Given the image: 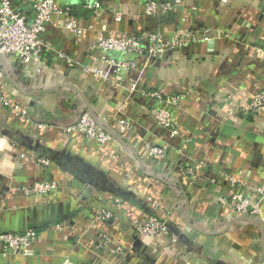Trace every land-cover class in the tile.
Listing matches in <instances>:
<instances>
[{
    "label": "crops",
    "instance_id": "obj_1",
    "mask_svg": "<svg viewBox=\"0 0 264 264\" xmlns=\"http://www.w3.org/2000/svg\"><path fill=\"white\" fill-rule=\"evenodd\" d=\"M98 1L107 9L98 15L82 0H73L70 16H53L41 34L52 51L44 52L40 62L24 65L13 57L4 59L1 95L31 120L20 121L0 99V232L37 228L38 234L30 255L0 253V264H186V258L191 264H264V203L259 222H253L210 202L201 188L206 185L211 195L224 197L231 188L226 172L257 200L252 186L264 183V111H244L250 90L264 89V0H180L173 22L142 17L141 0ZM12 2H24L32 16L27 0ZM119 6L123 15L116 21L110 10ZM73 19L79 36L65 29ZM180 26L209 28L213 38L188 42L161 58L109 53L135 63L119 83L111 82V69L107 82L83 69L104 54L91 48L97 29L113 35L168 34ZM217 29L223 35L217 36ZM132 83L136 86L129 94L126 88ZM157 87L184 97L171 107L183 125L176 137L161 130L148 113L153 99L141 93ZM88 108L116 133L114 117L130 118L133 134L122 142L111 137L98 144L61 131ZM146 142L165 147L166 157H150ZM31 154L48 158L50 165L38 164ZM191 161L205 164L201 185L177 175L175 162ZM41 180L55 181L58 187L47 195L21 191ZM149 194L161 207L158 214L172 212L166 224L176 242L168 245V237H161L159 247L168 246L158 255L152 241L131 226L133 217L150 213ZM99 209L111 211L113 220L96 224ZM104 230L122 253L110 255L93 246L96 234Z\"/></svg>",
    "mask_w": 264,
    "mask_h": 264
},
{
    "label": "built area",
    "instance_id": "obj_2",
    "mask_svg": "<svg viewBox=\"0 0 264 264\" xmlns=\"http://www.w3.org/2000/svg\"><path fill=\"white\" fill-rule=\"evenodd\" d=\"M32 7V16L27 14V9L23 7L24 2L14 5L12 0H0V55L5 58L13 57L20 63L36 64L43 58L44 52H51L50 45L45 43L41 34L46 27L51 23L53 16L62 15L70 16L71 7L70 1L73 0H27ZM142 9L141 15L144 18L152 16L166 15L172 12L180 5V0H141ZM85 8L92 10L95 15L101 11H106V8L101 6L98 0H83ZM116 21H120L123 15L122 6L111 8ZM183 20V19H182ZM65 29H68L79 36L81 29L76 20L67 21ZM215 30V29H214ZM212 30L209 28H184L182 26L176 28L170 33L141 31L134 34L121 33L113 35L107 33L105 29H97L94 33V38L91 43V48L100 49L104 54L95 59V62H89L83 69L92 77L102 81H110L108 77V69L113 71V79L111 82L119 83L122 79L121 75L128 70L136 68L135 63L124 59H115L109 57L108 54L118 52L125 54L146 55L153 58H161L167 51L182 47L188 42L208 41L212 39ZM223 35V32L217 29V36ZM259 51V50H258ZM258 55L260 54L257 53ZM58 56L64 58L72 65L69 57L62 52ZM2 72V63L0 61V74ZM135 83H132L126 88L130 93L135 89ZM250 98L245 106L244 111H264V89L250 90ZM144 94L153 99V104L148 109V113L154 118L156 125L168 133L170 137H176L180 134V129L183 127L180 121L174 119L171 107H174L183 99L182 95L175 92H164L161 89L154 88L142 91ZM184 96V95H183ZM1 101L20 119V121L28 122L31 120L28 113L16 103H12L10 99L4 98L0 92ZM125 105L123 104L122 108ZM114 127L123 136L133 134V124L130 118L114 117ZM64 134L81 135L87 139L93 140L98 144H104L111 139V136L101 129L94 118L88 113L80 114L76 123L61 128ZM192 138L189 136L185 142L189 144ZM194 141V140H193ZM144 151L154 159H163L166 157V148L155 142H146L143 145ZM180 151V149H176ZM34 155L31 154V157ZM35 157V156H34ZM38 164L49 166L50 161L43 156L35 157ZM175 170L180 179L187 181L193 185H201L204 182L203 172L205 164L201 161H191L190 163L179 164L175 162ZM230 187L224 197L211 195L206 185L201 186L210 198L212 203H221L228 207L233 214L246 215L251 218H257L261 213L260 204L264 203V183L255 184L252 190L257 200L251 199L245 192L242 186V181L238 180L229 173H224ZM58 183L55 181L41 180L35 181L30 185L21 187V191L25 195L41 194L47 195L52 190L57 189ZM150 205V213L145 216H137L131 219L133 230L142 238H147L152 241L154 255L160 254L162 248L176 242L173 236L169 233L166 221L171 211H166V216L158 214L160 205L155 199L147 198ZM146 199V201H147ZM147 201V202H148ZM114 215L109 210H98L94 217L96 224L109 223L113 220ZM161 237H168V245L159 247ZM37 233L32 229H27L24 232H0V253L1 254H24L30 255L29 246L36 240ZM93 246L107 254H120L123 252L121 246L113 244V237L104 231H99L96 234ZM186 264H191L192 259L186 258ZM195 262V260H193ZM203 262L197 260L198 262ZM65 264H69L65 261Z\"/></svg>",
    "mask_w": 264,
    "mask_h": 264
},
{
    "label": "water",
    "instance_id": "obj_3",
    "mask_svg": "<svg viewBox=\"0 0 264 264\" xmlns=\"http://www.w3.org/2000/svg\"><path fill=\"white\" fill-rule=\"evenodd\" d=\"M4 59H5V57H4L3 55H0V61H1V63H2V66H3ZM86 112H88V113L94 118L95 122L97 123V125H98L101 129H103L104 131H106L111 137L116 138V139H118L120 142H122V140L124 139V138H123V135H121V134H119V133H116L115 131H112V130L107 129L106 127H104V126L102 125V123L97 119V117L92 113V111H91L90 108H88V110H87ZM238 217L241 218V219H245V220H249V221H253V222H259V221H258V218H251V217H248V216H246V215H238Z\"/></svg>",
    "mask_w": 264,
    "mask_h": 264
},
{
    "label": "trees",
    "instance_id": "obj_4",
    "mask_svg": "<svg viewBox=\"0 0 264 264\" xmlns=\"http://www.w3.org/2000/svg\"><path fill=\"white\" fill-rule=\"evenodd\" d=\"M82 2H83V0H82ZM71 10H72V7H71ZM174 15H175V13L170 12V13H168V14H166V15H161V16H159V18H161V19H163V20H166V21L173 22V20H174ZM30 229L34 230V231L38 234V229H37V228H30Z\"/></svg>",
    "mask_w": 264,
    "mask_h": 264
},
{
    "label": "rangeland",
    "instance_id": "obj_5",
    "mask_svg": "<svg viewBox=\"0 0 264 264\" xmlns=\"http://www.w3.org/2000/svg\"><path fill=\"white\" fill-rule=\"evenodd\" d=\"M122 165H123V164H122ZM127 173H128V171H127ZM148 197L154 199V196H153L152 194L147 195L145 198L147 199ZM147 201H148V199H147ZM148 203L150 204L151 202L148 201ZM99 210H107V209H99ZM200 263H201V262L199 261L198 264H200Z\"/></svg>",
    "mask_w": 264,
    "mask_h": 264
}]
</instances>
